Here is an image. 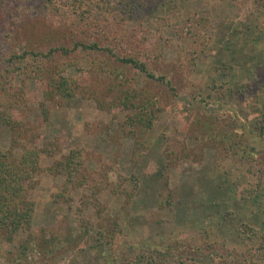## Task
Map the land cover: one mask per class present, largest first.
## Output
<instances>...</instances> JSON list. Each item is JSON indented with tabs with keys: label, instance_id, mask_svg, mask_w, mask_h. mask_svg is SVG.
<instances>
[{
	"label": "rangeland",
	"instance_id": "rangeland-1",
	"mask_svg": "<svg viewBox=\"0 0 264 264\" xmlns=\"http://www.w3.org/2000/svg\"><path fill=\"white\" fill-rule=\"evenodd\" d=\"M19 2L15 13L0 15L2 61L10 56L7 54L10 50L13 54L22 55L23 49L28 52L39 46H49L42 30L33 28L31 24L27 29L23 28L17 38H4L5 31L22 24L35 1ZM146 15L143 32L148 31L151 36L137 34L134 44L145 51L152 49V54L160 57L161 61L156 65L162 67L160 73L166 72L164 65L181 67L187 88L177 90L176 94L168 93L167 105L157 114L152 129L142 130L139 149H134L137 140L128 134L131 129L127 124L130 112L116 108L103 110L83 92L74 98L47 101L43 97V82L33 78L24 80L18 75L14 77L16 85L23 81L27 89V105L22 113L15 115L22 118L24 128L28 130L20 143L28 149L48 153L41 155L34 188L29 190L30 200L35 203L31 231L21 232L12 243L0 236V264L39 262L37 256L31 253L22 256L19 252L20 245L30 234L38 240L40 236H65L69 232L73 239H79L80 235L84 236V227L95 229L103 223L109 227L117 222L116 246L99 247L101 242L94 239L96 230L91 229L90 238L85 236L78 243H73L74 246L68 247V240L58 245L56 256L46 264H122L135 260L141 251L196 237L197 232L204 228L210 235L212 233L209 236L212 241L217 240L214 236L228 238L229 232L234 233L243 226L264 231L261 229L264 227V186L249 204L238 194L245 189L244 177L249 166L226 159L223 164L219 163L223 168L215 171L216 151L211 146L206 147L205 143L199 146L200 151L196 149L191 159H183L171 169H165L162 156L165 138L175 140L177 150L182 145L189 148L195 145L192 134L188 132L192 121L189 118L193 115L198 116L200 122H205L210 118L208 116L219 117L218 124L214 126L218 135L222 130H231L232 121L239 118L244 126L238 132L241 136L239 148L246 144L254 148L252 162L259 163L264 175V141L257 138L259 133L255 130L257 123L264 126V0H148ZM193 18L208 22L206 29L200 32V36L205 38L201 55H195L197 49L193 48V39L188 34L190 26L186 21ZM195 31L192 29L191 32ZM141 35L149 38L151 47L140 43ZM150 59L153 60L152 57ZM92 62L88 58V62L80 64L82 73L70 70L68 75L77 78L83 86L96 85L91 75ZM115 68L121 77L134 78L137 85L145 82L144 77L134 70ZM213 81L221 90L214 92L208 87ZM95 90H100L99 85ZM100 92L97 95L102 97L106 90L103 88ZM206 96L210 99L205 98L207 104L201 112L194 99L201 100ZM109 97L102 98L108 102ZM0 144L12 161L20 158L23 149L12 147L9 129H1ZM72 150L84 152L86 175L104 182L96 192L98 206L102 209L95 210L91 204H85L84 196L90 192L84 188L72 191L69 202L52 201L51 195L57 193L64 182L52 168ZM240 155L241 150L238 151ZM147 168L148 171L153 168L161 171V176L169 183L166 189L154 173L145 176ZM130 177L139 179L136 189ZM120 178L127 179L125 189L129 192L135 190L128 203L124 197L110 194V188L119 184ZM247 180L250 183L254 181L249 175ZM168 191L172 198L166 206ZM230 193H237L235 206L231 202L222 203ZM159 202L162 203L160 208L166 209L156 212V219H147L148 212L155 210ZM210 202H215L212 214L203 205ZM226 211L231 215L226 222H221L218 214L225 215ZM203 212L205 216H202ZM230 239V248L243 252L244 247Z\"/></svg>",
	"mask_w": 264,
	"mask_h": 264
},
{
	"label": "trees",
	"instance_id": "trees-1",
	"mask_svg": "<svg viewBox=\"0 0 264 264\" xmlns=\"http://www.w3.org/2000/svg\"><path fill=\"white\" fill-rule=\"evenodd\" d=\"M34 1L33 9L24 17L22 24L16 28L8 29L3 36L5 39L13 40L18 37L23 28L27 29V25L31 24L33 28L42 30L48 39V48L39 46L40 48L28 52L23 49L22 55L13 54L14 52L10 50L7 53L10 56L3 61L0 58V131L2 128L9 129L12 147L23 149L20 158L14 162L3 151L0 144V236H4L8 243H12L21 232L31 231L35 203L30 200L29 190L34 188L41 155L48 153L28 149L25 144L20 143V139L28 130L24 128L22 118H17L15 115L17 112L22 113L27 105V89L23 81H20L19 85L15 84L14 77L16 75L24 80L33 78L38 82H43L45 85L43 97L47 101H53L56 98H74L83 92L94 99L103 110L116 108L130 112L131 116H128L127 124L131 129L128 134L137 140L134 149H139L141 145L138 140L141 139L142 130H151L157 114L167 105L168 93L176 94L177 90L187 88L181 67L174 68L171 64L164 65L167 68L166 72L160 73L162 67L156 66L157 62L161 61L160 57L152 54V49L145 51L141 47H136V43L134 44L137 34L151 36V34L148 35V31L143 32L148 0ZM19 3V0H0V15L15 13ZM53 23L56 25L53 26ZM127 24L134 26L129 27ZM186 24L190 26L188 34L193 39V48L197 49L195 55H201L205 38L200 36V32L206 29L208 22L193 18L187 20ZM192 29L196 31L191 32ZM140 43L152 46L149 38L144 36ZM151 57L153 60L150 59ZM88 58L93 61L91 75L95 79L96 85L83 86L77 81V78L68 74L70 70L82 73L80 64L88 62ZM21 65L25 67L20 68ZM116 66L124 70H134L137 75L144 77L145 82L143 85H137L134 78L121 77ZM97 85L100 90L103 88L106 90L102 97L110 96L108 102L97 95V92H100V90H95ZM208 87L214 92L221 90L215 81L211 82ZM209 97L206 96L201 100L194 99L195 106H198L201 112L205 109L203 108L204 104H207L205 98L210 99ZM208 117L210 118H206L205 122H200L196 115L189 118L192 121L188 132L192 134L191 139L195 142V145L192 146L196 147L194 149L182 145V148L177 150L176 141L165 138L166 145L162 151L165 169L175 167L183 159H191L196 149L198 148L200 151V147L205 143L206 147L211 146L216 151L215 171H220L223 168H220L219 163L226 159L231 163L249 166L246 177H244L245 189L238 192L242 199L249 204L254 196L259 195L263 189L264 175L262 169L258 167L259 163L252 162L254 148L250 144L239 148L241 136L238 135V132L244 126L241 124V120L236 118L232 121L231 130H222L223 132L218 135L214 126L216 127L218 124L219 117ZM255 130L259 133L257 138L264 141V126L257 123ZM242 137L244 139V136ZM239 150L242 151L240 156H238ZM84 158L83 151L72 150L65 159L52 168V171L61 175L64 180L59 191L51 195L52 201L54 203L69 202L72 191L84 188L90 192L84 196L85 204H91L95 210H99L98 208H102L98 206L96 192L104 182H98L86 175L83 167ZM148 169L145 176L149 177L154 173L166 189L169 183L161 176V171L156 168L151 171ZM248 175L254 179L252 183L247 180ZM130 180L136 189L139 179L130 177ZM126 182V178H120L119 184L110 188V194L115 197L122 196L125 198V203H128L134 197L135 190L129 192L125 189ZM168 193L165 200L166 206L170 204L172 198L171 192L168 191ZM236 195L237 193L228 194V199L222 203L231 202L230 204L233 206L237 205L234 200ZM214 204L215 202H210V204L203 205H205L206 211L209 210L212 214L214 207L212 205ZM158 205L155 210L148 212L147 219L151 221L156 219V212L166 209V207L160 208L162 203L159 202ZM218 215L221 222H226V218L231 214L227 212L225 215L221 213ZM97 216H100L99 212H97ZM202 216H205L204 212ZM262 228L264 227L262 226ZM91 229L93 230L94 227ZM91 229L84 227V236L80 235L79 239H84L85 236L90 238ZM94 230H96L94 239L101 242L99 247L116 246V235L119 233L117 222H113L109 227L103 223L101 227ZM211 235L205 228L200 229L196 237L176 242L171 241L160 248L141 251L135 260L122 262V264H264V231L243 226L241 230H236L234 233L229 232V237L225 239L214 236L213 238L217 240L212 241L209 237ZM79 239H73L69 232L65 236L61 234L48 237L40 236L38 240H35L30 234L28 239L20 245L19 252L22 256L31 253L40 259V264H46L56 256L55 249L58 245L68 240V247L74 246L73 243H78ZM229 239L244 247L243 252L230 248Z\"/></svg>",
	"mask_w": 264,
	"mask_h": 264
}]
</instances>
